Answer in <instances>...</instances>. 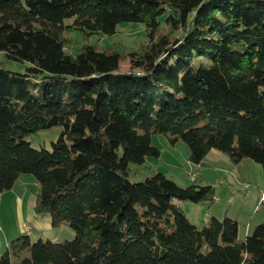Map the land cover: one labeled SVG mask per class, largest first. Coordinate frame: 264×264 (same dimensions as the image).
<instances>
[{"label":"trees","instance_id":"trees-1","mask_svg":"<svg viewBox=\"0 0 264 264\" xmlns=\"http://www.w3.org/2000/svg\"><path fill=\"white\" fill-rule=\"evenodd\" d=\"M120 21L144 23L147 43L67 52L66 27L112 34ZM0 50L23 65L0 62V192L31 174L34 211L75 231L20 234L0 264H264V220L240 240L236 219L197 225L176 203L211 204L212 184L129 178L159 156L153 134L183 140L193 164L215 149L264 170V0H0ZM54 125L50 148L31 145Z\"/></svg>","mask_w":264,"mask_h":264},{"label":"rangeland","instance_id":"rangeland-1","mask_svg":"<svg viewBox=\"0 0 264 264\" xmlns=\"http://www.w3.org/2000/svg\"><path fill=\"white\" fill-rule=\"evenodd\" d=\"M160 19L163 20L164 15H161ZM72 21L73 17H66L63 23L67 25ZM162 32L163 29L160 28L157 34ZM63 35L68 38L66 50L72 54L77 53L84 44H93L98 49L116 50L124 55L129 51L140 49L149 39L144 23L137 21L118 22L115 32L112 34L96 32L84 34L83 31L68 26L64 29ZM0 62L6 68L23 69V65L7 60L5 53L1 50ZM126 67V61H124L121 68ZM60 131L61 126L54 125L39 129L28 139L34 147L50 148V141L54 140ZM151 141L153 145L158 147L159 156L149 155L142 163H130L129 178L137 181L154 171H161L178 185L187 186L192 183L187 172L196 171V178L193 183L199 185L212 184L215 199L211 204L206 201L192 202L184 199L176 200V203L184 211L189 221L197 225H201L205 221L207 210L216 211L220 218H223L226 210L229 213H236L239 218L237 220L238 226L241 229L238 238L242 240L245 236L244 228L249 223L248 219L252 211L254 212L256 207L259 209L258 214H256L258 220L259 215L264 213V203L258 205L259 191L264 186V170L261 165L251 158H244L241 165H238V163L231 162L226 153L218 150L213 151L222 153L224 158L216 157L217 161H211L212 163L206 165H204L203 160H201L202 164L201 162L193 164L188 160L189 149L183 140L179 139L171 144L165 134H153ZM240 175L245 179V182L242 181ZM37 192L38 186L35 178L29 173L20 174L11 189L0 192L1 252H4L6 244L12 238L20 234H29L32 241L37 238L57 241L74 238L75 231L66 221L61 220L58 223H53L50 214H38L34 211ZM227 217L229 216L227 215ZM256 224L258 223H254L253 226ZM25 226L28 227L27 230L24 229ZM9 230L17 231V233L15 236L9 235ZM12 260L13 264L18 261L15 257H12Z\"/></svg>","mask_w":264,"mask_h":264},{"label":"crops","instance_id":"crops-1","mask_svg":"<svg viewBox=\"0 0 264 264\" xmlns=\"http://www.w3.org/2000/svg\"><path fill=\"white\" fill-rule=\"evenodd\" d=\"M213 150H215V149H211V150H209V152L205 155V157L203 158V163H204V165H206L207 163H212L211 161H217L216 160V157H220V158H224V157H222L223 155H221L222 153H218L217 151H213ZM242 160H244V158L243 159H241L239 162H238V165H241V163L243 162ZM201 164H202V162H201ZM243 173V172H242ZM244 175V174H243ZM240 178L242 179V181L243 182H245V179L240 175ZM260 189V188H259ZM2 193V192H1ZM18 201H20V200H18ZM20 204V203H19ZM257 206V205H256ZM255 206V207H256ZM254 210H255V208H254ZM258 211H259V209L256 207V210L253 212L252 211V213H251V215L249 216V223L247 224V226H245V228H244V232L243 233H245V235L246 234H248L250 231H251V229H252V227H254L253 225H254V223H259V222H261V221H263L264 220V213H262L261 215H259V220L257 219V216H256V214H258ZM234 212H228L227 210L224 212V216L226 215H228L229 217H231V218H233V219H236V220H239V218H238V216H237V214L236 213H234ZM207 214H214V215H216V216H218V217H220V215L216 212V211H214V210H207ZM239 215V217H240V213L238 214ZM242 221V220H241ZM238 224H239V222H238ZM240 227L238 226V235L240 234ZM8 233H9V235H14L15 236V233H17V231H15V232H13L12 230H9L8 231ZM17 235V234H16ZM13 236V237H14Z\"/></svg>","mask_w":264,"mask_h":264},{"label":"built area","instance_id":"built-area-1","mask_svg":"<svg viewBox=\"0 0 264 264\" xmlns=\"http://www.w3.org/2000/svg\"><path fill=\"white\" fill-rule=\"evenodd\" d=\"M187 176L189 177V179H190L191 181H194L195 178H196V171H194V170L188 171V172H187ZM259 192H260V194H259V198H258V205L264 203V186L260 189ZM27 228H28V227L25 226L24 229L27 230Z\"/></svg>","mask_w":264,"mask_h":264}]
</instances>
